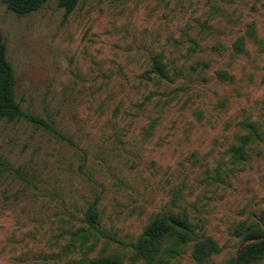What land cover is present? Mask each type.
<instances>
[{
	"label": "rangeland",
	"instance_id": "1",
	"mask_svg": "<svg viewBox=\"0 0 264 264\" xmlns=\"http://www.w3.org/2000/svg\"><path fill=\"white\" fill-rule=\"evenodd\" d=\"M59 1L19 15L0 0L16 100L46 122L0 117V264H84L69 242L96 199L109 235L89 255L132 264L130 245L156 212L177 211L176 191L221 245L213 264H233L249 241L238 224L264 216V0H78L69 13ZM251 24L261 41L231 58ZM160 53L172 82L146 73ZM244 120L261 134L238 164L227 150ZM191 251L173 264H196Z\"/></svg>",
	"mask_w": 264,
	"mask_h": 264
},
{
	"label": "trees",
	"instance_id": "2",
	"mask_svg": "<svg viewBox=\"0 0 264 264\" xmlns=\"http://www.w3.org/2000/svg\"><path fill=\"white\" fill-rule=\"evenodd\" d=\"M9 9L19 15H25L38 10L47 0H3ZM78 0H60V6L66 8V13L72 11ZM204 29H209V24H201ZM248 37L261 41L257 35L254 24L249 26V30L237 36L231 46L230 57L234 58L241 53H248ZM191 47L196 48L199 42L191 37L188 39ZM177 67L173 66V61L168 59L164 53L152 57L150 67L146 71L150 79L157 81H174L179 75ZM217 76L223 80H234L235 74L231 73L227 67L217 70ZM16 76L15 71L7 56V44L2 31L0 30V117L14 120L22 116L42 121L39 117L25 113L15 95ZM241 127L246 130L241 134L236 143L229 146L227 153L234 163H244L247 161V150L251 143L259 139L261 131L257 122L244 120ZM180 191H176L172 198V211L166 208L156 212L155 216L139 235L137 240L130 245L132 256L130 263L144 262L147 264H173L174 260L181 256L188 246L192 247V256L196 264H213V256L222 251L219 242L212 236L203 235L197 232L192 218L185 210L180 209L179 202L182 200ZM99 200L96 199L89 205L84 213L82 227L71 234L69 248L75 249L77 246L83 250L81 260L84 264H125L124 255L118 252H106L101 249L95 256L89 254L94 251L99 241L108 233L102 227V219L99 210ZM262 221L248 224L242 221L236 228V233L249 240L241 247L238 258L232 261L233 264H254L264 257V216ZM248 224V225H247ZM69 249V250H70Z\"/></svg>",
	"mask_w": 264,
	"mask_h": 264
}]
</instances>
